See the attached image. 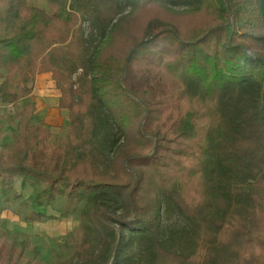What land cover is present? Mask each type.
<instances>
[{"label": "trees", "instance_id": "16d2710c", "mask_svg": "<svg viewBox=\"0 0 264 264\" xmlns=\"http://www.w3.org/2000/svg\"><path fill=\"white\" fill-rule=\"evenodd\" d=\"M0 70V197L20 178L79 212L69 257L42 262L22 233L0 264H264V0H0ZM43 73L59 143L34 123ZM89 119L114 130L109 153ZM163 206L186 222L164 237Z\"/></svg>", "mask_w": 264, "mask_h": 264}, {"label": "rangeland", "instance_id": "374dc122", "mask_svg": "<svg viewBox=\"0 0 264 264\" xmlns=\"http://www.w3.org/2000/svg\"><path fill=\"white\" fill-rule=\"evenodd\" d=\"M88 30V25H83ZM98 37V34H97ZM97 39V38H96ZM96 42L92 40L91 43ZM91 51V48H90ZM0 70V80H1ZM59 91L56 89L49 73H43L34 80V88L30 100L35 103L34 123L46 127L43 136L45 143H54L64 137L68 129V113L66 109L57 106ZM12 111L10 105L0 102V145L12 140L15 125L1 116ZM87 138L98 142L109 153L113 141L116 138L114 130L110 126H103L94 119L88 120ZM14 191L18 198L5 201L0 197V245L10 242L16 235L18 244L21 243L22 233L28 234V242L39 250V258L44 263H52L55 256L61 255L67 258L73 251V245L78 240L74 230L79 223V212L61 215L63 200L56 199L51 204L38 206L35 202L36 189L29 185H23L20 178H15ZM32 211H41L46 216L40 220L31 221L27 214ZM162 233L164 237L171 229L186 226L185 220L172 207L163 206L162 209Z\"/></svg>", "mask_w": 264, "mask_h": 264}]
</instances>
